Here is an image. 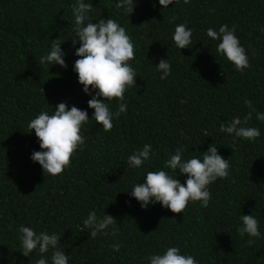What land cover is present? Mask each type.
Listing matches in <instances>:
<instances>
[{"label":"trees","instance_id":"16d2710c","mask_svg":"<svg viewBox=\"0 0 264 264\" xmlns=\"http://www.w3.org/2000/svg\"><path fill=\"white\" fill-rule=\"evenodd\" d=\"M90 2L94 22L110 16L131 35L139 77L125 93L127 113L112 130L91 120L83 129L84 150L74 153L62 174L45 176L30 159L41 149L28 122L61 102L87 109L90 119L94 111L73 71L75 0H0V264H35L39 258L20 253L21 225L59 233L70 264H146L149 254L169 245L200 264H264V237L249 245V237L236 231L240 215L253 212L264 233V122L253 113L250 125L261 131L255 142L233 141L219 131L221 122L249 111L246 99L264 112V0H172L167 8L159 0H137L132 16L116 0ZM179 23L194 31L191 49L173 43ZM223 24L236 27L247 49L251 67L243 72L217 55L216 42L206 36L207 28ZM60 35L67 69L39 66L36 58ZM168 56L172 74L161 80L152 63ZM214 141L231 170L210 186L207 208L196 202L179 214L159 204L145 211L126 193L147 171L164 168L177 147L190 158ZM146 143L155 154L140 169H127V157ZM91 210L116 218L118 234L92 239L82 226ZM116 243L119 252L112 249ZM46 256L50 264L51 251Z\"/></svg>","mask_w":264,"mask_h":264},{"label":"clouds","instance_id":"9594fccd","mask_svg":"<svg viewBox=\"0 0 264 264\" xmlns=\"http://www.w3.org/2000/svg\"><path fill=\"white\" fill-rule=\"evenodd\" d=\"M188 3L189 0H184ZM172 0H159L162 8H167ZM115 6L122 9L126 15L132 16L137 0H116ZM93 3L90 0H75L72 7V30L74 38L70 39L74 55L78 57L73 65V71L78 75V83L82 91L90 97L88 108L94 110L89 118L87 109L75 105L69 107L66 102L56 105L53 112L41 110L32 118L27 127L34 130L38 138L40 151H33L30 159L38 163L46 175L57 176L70 167L74 153L83 151L86 138L84 127L95 120L105 132L114 127V120L121 114H126L128 104L125 93L136 86L138 71L133 67L136 45L127 29L117 20L109 16L107 19H92ZM171 22H175V17ZM264 31V28L261 29ZM194 31L186 23L176 24L172 40L176 48L191 49ZM206 36L215 41L217 55L231 62L235 70L243 72L251 67L247 49L236 35V27L228 24L218 29L209 27ZM68 41V40H67ZM61 35L50 41V46L36 58L39 66H60L67 69V52L62 48L65 44ZM79 45V47H77ZM152 63V62H151ZM160 73V79L166 80L172 74L170 57L160 58L154 65ZM116 108L113 110L112 102ZM249 109L243 116L236 115L221 122L220 133L227 134L236 140L255 142L261 136L259 127L251 126L250 121L255 113L256 120L264 122V112H259L251 100L244 101ZM215 141L210 144L202 155L185 157L183 146L168 154L164 168L157 171H147L142 182L134 183L126 192L134 198L142 210L157 204L173 213H184L190 203L200 202L207 208L212 199L211 185L219 179L229 176L231 163L218 151ZM155 154L151 144H144L127 157V169H140ZM126 169V170H127ZM167 169V170H165ZM180 176L186 177L182 183ZM122 178V177H121ZM129 205L131 200H129ZM237 233L243 239L249 237L251 245L255 239L264 237L260 231V220L253 214H241ZM82 226L90 230L92 239L98 236H116L118 234L117 219L106 212L98 214L96 210L89 211L82 220ZM18 240L24 257L32 258L34 252L39 254L35 264H49L47 253L51 251L50 264H70V256L61 247V235L55 231H37L33 227L21 225L18 228ZM121 245L113 244L112 249L119 252ZM3 257L0 255V261ZM146 264H200V260L190 253L183 252L180 246L169 245L162 251L153 252L146 257Z\"/></svg>","mask_w":264,"mask_h":264}]
</instances>
